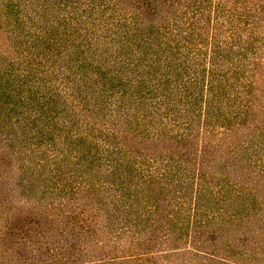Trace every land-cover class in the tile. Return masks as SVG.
<instances>
[{
	"label": "trees",
	"instance_id": "1",
	"mask_svg": "<svg viewBox=\"0 0 264 264\" xmlns=\"http://www.w3.org/2000/svg\"><path fill=\"white\" fill-rule=\"evenodd\" d=\"M76 3L85 38L60 15L34 73L0 58V264H263L264 0ZM33 78L34 117L2 129Z\"/></svg>",
	"mask_w": 264,
	"mask_h": 264
},
{
	"label": "rangeland",
	"instance_id": "2",
	"mask_svg": "<svg viewBox=\"0 0 264 264\" xmlns=\"http://www.w3.org/2000/svg\"><path fill=\"white\" fill-rule=\"evenodd\" d=\"M3 1L4 2L12 1V3H8L9 7L5 8L3 7V3H2ZM83 4L84 3H76V0H0V6H1L0 7V58L2 59L1 61L5 62L6 65H8V67L10 66L14 69L12 75L16 74L18 77H20L22 73L26 74V72L23 71L24 69H26L27 71H32L34 73V60H32V58L34 57V50L36 48L34 49V44L33 46H28V43H34V37L36 34H38V31L41 28V26L49 25V23L56 21L55 19H58V16L63 15L65 21L70 22L67 31L73 32L74 35H72L71 37H75L77 39L85 38L84 31L79 27L80 25H83L86 21H82L81 18L85 17L92 19L95 15L90 13V11L87 10L85 5ZM75 6H77V9L72 12L73 10L72 8ZM126 11L128 12L129 9H127ZM70 12L73 14L75 12L74 15L77 16V20H72L69 17H66L69 16L68 13ZM57 13H59V15ZM62 18L63 17L59 18V21L62 20ZM94 19H98V18H94ZM90 21H93V19ZM75 26L78 29L77 28L72 29ZM50 33H52L56 37L62 35V33H60V29H53L50 31ZM67 35L69 34L67 33ZM28 58H30V60L33 61V64H31L33 67L31 68L28 67L29 66L28 63L29 61H27ZM61 63L64 62L61 61ZM61 63L58 61L55 62L53 60H50L48 64H49V68L52 69L53 72L54 71H57L58 73L66 72L69 74L70 80L75 78L78 79V75L72 74V72H70L69 70L61 67L62 65ZM78 73L81 75H85L93 72L88 71L85 74H83V72L79 70ZM32 77H34V75H32ZM12 83L15 85L13 81ZM29 85L32 86L33 89L32 92L27 90ZM10 90L12 95L11 103L17 102V104L12 106L13 111L12 112L9 111V116L3 118V120H7V121L4 122L2 129L7 127L8 123H10L11 121H15V119L18 118L21 119L22 116L25 115L24 113L27 114L26 117L29 114L30 117H34V113H36V110H38L39 108V102H41V98L39 96L40 92L34 95V78L31 79L29 82H27V84L24 85L23 88L14 87L13 85H11L8 91ZM22 97L30 98V99L28 102H25L26 100L25 101L20 100ZM4 103L5 102L0 101L1 106H4ZM62 107L59 105L53 106V109L55 111H52V113L58 114L59 111H61ZM27 110H32L33 112L32 111L27 112ZM3 113L4 112H2L0 115L1 116L4 115ZM30 127L33 128L34 130V121L30 125ZM1 134L2 133L0 131V136ZM58 134L59 131L55 130L52 135H49L48 137L42 139V141L39 144H37L39 149H44L48 145L57 144ZM29 147H31L34 150V143ZM63 147L64 146H62V148ZM11 149L12 150L17 149V146L16 148H11ZM81 149L84 152H87L88 150V148H81ZM18 151H20V154L22 155V156L20 155L19 158L21 162H23L21 158H23L24 155L21 146H19ZM26 156L30 157V159H34V155H32L31 153H29V155ZM68 156L70 155L68 154ZM81 159H82L81 162L83 163L84 159H88V157L86 156L81 157ZM74 160H78V159H74ZM241 250L243 249L239 246L232 248L233 251L232 253H234V256L230 258L231 264H249L251 262V260L250 261L239 260V263L234 262V260H237L238 258L242 257ZM260 257L258 256V258Z\"/></svg>",
	"mask_w": 264,
	"mask_h": 264
}]
</instances>
